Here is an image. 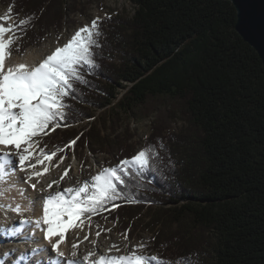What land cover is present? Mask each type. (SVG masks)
Returning a JSON list of instances; mask_svg holds the SVG:
<instances>
[{"label":"trees","instance_id":"trees-1","mask_svg":"<svg viewBox=\"0 0 264 264\" xmlns=\"http://www.w3.org/2000/svg\"><path fill=\"white\" fill-rule=\"evenodd\" d=\"M74 1L10 5L15 22L31 20L21 27L26 38L58 29L75 11ZM129 1L133 16L102 19L100 67L87 77L94 87L77 85L86 103H68L82 115L61 127L55 144L76 140L77 149L110 153L118 164L134 153L111 129L113 119H132L150 99L178 102L189 127L169 136L156 129L146 141L160 140L164 150L135 197L140 202L116 201L115 212L97 217L131 236L143 223L152 234L149 255L165 261L191 254L198 264H264V63L237 32L235 6L229 0ZM96 111L104 115L80 135L78 125Z\"/></svg>","mask_w":264,"mask_h":264},{"label":"snow or ice","instance_id":"snow-or-ice-1","mask_svg":"<svg viewBox=\"0 0 264 264\" xmlns=\"http://www.w3.org/2000/svg\"><path fill=\"white\" fill-rule=\"evenodd\" d=\"M101 22L102 18H94L90 24L78 28L62 45L58 36L57 46L37 63L24 60L10 63L13 51H21L20 42L27 32L26 27L21 32V27L30 24L31 20L17 23L11 15H0V212L24 216L36 208L41 211L35 219H22L7 229L14 239L36 245L30 252L21 253L19 261L27 258L29 264H198L191 254L175 261L148 255L144 252L147 242H140L126 254L119 255L90 250L81 260L69 259L61 250L68 232L82 230L86 222L91 223L92 217L118 207L114 202L139 203L135 197L142 182L155 174L158 163L163 160L160 151L164 150V145L158 140L156 145H145L115 166L99 167L95 175L77 185L50 191L53 184L59 185V181H52L46 188H37L40 178L49 171L46 166L42 172L36 170L37 165L52 161L56 156V152L45 153L43 149L37 155L41 139L57 128L78 123L79 120L73 118L82 114L68 101L86 103L77 85L94 87L87 77L95 75V70L100 67L97 57L102 48ZM75 144L76 140L70 141L65 150ZM18 173L25 175L19 177ZM67 176L65 170L60 180ZM23 185L43 195L38 199L27 196ZM12 191L24 202H15V197L9 195ZM6 199L7 204L4 203ZM37 232L42 234L41 238H37ZM124 235L127 239L126 233ZM96 236L99 237L100 232H96ZM45 243L50 247H44ZM92 243L95 245L96 241ZM71 247V257L75 258L78 244L73 243ZM113 250L120 252L113 244L107 253ZM4 255L7 258L12 254Z\"/></svg>","mask_w":264,"mask_h":264},{"label":"rangeland","instance_id":"rangeland-1","mask_svg":"<svg viewBox=\"0 0 264 264\" xmlns=\"http://www.w3.org/2000/svg\"><path fill=\"white\" fill-rule=\"evenodd\" d=\"M10 3L11 0H0V15H11L12 20L15 21V12ZM69 7L75 9V11L69 10V15L58 29L52 28L48 32L47 29L44 31L40 29L35 34H28L26 38L24 36L20 43L22 47H27V49L20 52L13 51L12 57H24L34 51L36 55L42 58L57 46L58 36L60 37L59 44L62 45L78 28L90 24L96 17L102 19L108 16L131 17L134 14V7L129 0H75ZM9 10L11 11L9 12ZM36 35L41 41L38 42L39 39H35ZM28 36H30V39H28ZM95 113L92 119L82 121L78 125V130L81 131L80 135L83 132L89 131L91 126L97 122L96 119L104 115L101 111H96ZM188 127L180 104L167 98L150 99L146 106L139 109L134 116L132 115V119L120 116L118 119H113L111 124V129L117 135L123 136L124 139L128 140V146L134 154L144 147L146 141L149 140L156 129H162L169 136V134H181ZM57 129L54 132H50L49 135L44 136L37 149V155L43 149L45 153L56 152V156L52 161H44V164H38L36 170H40L50 163L54 171L53 175L60 176L67 170L68 176L64 178L65 181H71L76 177L79 182H83L90 179L92 175H95L99 167H112L117 165L115 158L110 153L92 154L88 150L77 149L75 147L76 144L72 146L73 151L71 149L65 150V146L57 147L55 144L57 140L53 137L60 134L65 128H61L59 131ZM48 141L54 146H48ZM62 157L63 159L61 160ZM76 163L79 164V170L77 169ZM111 210L115 212L116 208H111ZM106 212L109 211H105L104 213ZM97 216L92 217L90 224L86 222L82 230L77 229L68 232L66 234L67 242L75 241L81 243V240H85L84 237L87 235L89 241L86 240L85 242L92 243L91 241L95 240L96 244L101 242L110 246L113 244L117 245L120 252H116L115 250L112 252L118 255L126 254L132 246L140 242H147L144 252L149 255L148 248L152 246V234L143 229V223L132 228V236L126 233L127 239H125V235L120 231L118 223ZM21 217V215H16L10 211L7 213L0 212V225L8 219L17 222ZM23 217L28 218V215L26 214ZM96 232H100L99 237L96 236ZM16 248H18L16 244L0 246V257L5 252L7 253L8 249L12 250ZM14 259L15 257L10 256L5 258V264L13 263Z\"/></svg>","mask_w":264,"mask_h":264},{"label":"bare ground","instance_id":"bare-ground-1","mask_svg":"<svg viewBox=\"0 0 264 264\" xmlns=\"http://www.w3.org/2000/svg\"><path fill=\"white\" fill-rule=\"evenodd\" d=\"M37 53V52H36ZM40 55V54H39ZM43 58V57H42ZM40 56L36 55L33 52H30L29 54L25 55L24 57H12L10 63H15V62H19L21 60H24L28 63H37L42 59ZM35 162V161H32ZM77 169L79 170V164L76 163ZM45 167V166H44ZM42 167L39 171H43ZM46 167H48L49 171L47 173H45L41 178H40V184L37 185V188L39 189L40 187H47V185L49 183H51L52 181H59V185L57 184H53L52 189L50 191H56L59 189H63L65 187H69V186H74L78 184V180L75 177L73 180L71 181H65V179L63 181L60 180V177L63 175H53L54 171L51 168V164L48 163L46 165ZM25 174L24 173H18L19 177H23ZM53 175V177H52ZM52 177V178H51ZM13 180H15V178H13ZM83 180V178H82ZM35 182V181H33ZM23 187L26 189L25 195L27 196H31L33 198H39L41 195V193L32 190L28 185H23ZM46 194V193H44ZM9 195L11 197H15V202H20L23 203L24 201L22 200V198L20 196L17 195V193L15 191H12L11 193H9ZM4 203H9V201L6 199L4 201ZM28 215V218H32L35 219L36 216H39L41 214V211L39 208H36L34 211L32 212H28L26 213ZM25 214V215H26ZM22 219H25L23 216L17 221L15 222L14 220H5L3 221V223L0 225V246L3 245H8V244H16V249H12V250H7V253H11L12 255L10 257H15L13 263H9V264H29V261L27 260V258L24 261H19V256L21 253H25V252H30L31 249L33 247H36V245L34 244H24L22 242H20L19 240L14 239L13 237H11L7 231L8 228H10L12 225H17ZM37 238H41L42 234L37 232L36 233ZM86 240H81V243H77V242H70L68 243L67 240H65V244L61 246V250H63L66 254V256L69 259H75V260H81L82 257L84 255H86L90 250H95L98 254H110V255H118L116 253H107V249L110 247V245H105L101 242L99 243H95V245L93 243H89V242H85ZM87 241H89V239H87ZM92 242V241H91ZM73 243L78 244V248L76 249L78 255L75 258L71 257V251L73 250L71 245ZM44 247H50L48 246L46 243L44 244ZM114 251V250H113ZM6 253V252H5ZM5 255L3 254V256L0 257V262H2V264H5ZM11 262V261H10Z\"/></svg>","mask_w":264,"mask_h":264},{"label":"water","instance_id":"water-1","mask_svg":"<svg viewBox=\"0 0 264 264\" xmlns=\"http://www.w3.org/2000/svg\"><path fill=\"white\" fill-rule=\"evenodd\" d=\"M237 11L236 30L264 63V0H229Z\"/></svg>","mask_w":264,"mask_h":264}]
</instances>
